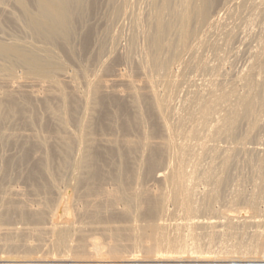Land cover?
<instances>
[{"label":"bare ground","instance_id":"bare-ground-1","mask_svg":"<svg viewBox=\"0 0 264 264\" xmlns=\"http://www.w3.org/2000/svg\"><path fill=\"white\" fill-rule=\"evenodd\" d=\"M0 264H264V0H0Z\"/></svg>","mask_w":264,"mask_h":264},{"label":"rangeland","instance_id":"rangeland-1","mask_svg":"<svg viewBox=\"0 0 264 264\" xmlns=\"http://www.w3.org/2000/svg\"><path fill=\"white\" fill-rule=\"evenodd\" d=\"M241 60H242V59H241ZM241 60H240V59H238V61L236 62V64H238V62H239V64H238L237 66H239V65H241V66H242V62H243V60H242V61H241ZM240 62H241V63H240ZM243 64H244V62H243ZM239 67H240V66H239ZM58 219H61V218H56V219H55V222H56V223H58V222H59L58 224H60V223H61L60 221H61L62 219H64V218H62V219H61V220H59V221H58ZM64 220H65V221H64V223H63V224H66V223H67V222H66V220H67V219H64ZM57 221H58V222H57ZM67 221H68V220H67ZM62 222H63V221H62ZM68 222H71V220H69Z\"/></svg>","mask_w":264,"mask_h":264}]
</instances>
